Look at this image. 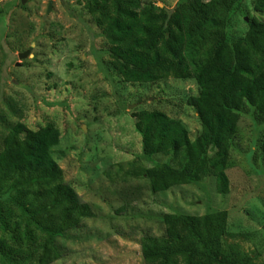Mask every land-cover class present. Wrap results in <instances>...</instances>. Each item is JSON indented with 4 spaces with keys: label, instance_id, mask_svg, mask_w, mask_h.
<instances>
[{
    "label": "trees",
    "instance_id": "trees-1",
    "mask_svg": "<svg viewBox=\"0 0 264 264\" xmlns=\"http://www.w3.org/2000/svg\"><path fill=\"white\" fill-rule=\"evenodd\" d=\"M77 3L105 42L109 68L121 82L192 80L198 88L186 101L200 124L194 141L180 121L158 111H133L142 157L165 161L144 169L138 158L126 177L145 180L152 193L161 190V177L174 187L213 178L217 194L225 196L240 112L247 105L264 117V0H178L172 10L143 0ZM61 138L52 124L30 130L16 123L0 139V264L62 262L58 240L100 219L63 180L52 156ZM260 144L264 162V135ZM139 194L128 188L119 212ZM119 212L109 211L106 220H117ZM228 218L226 211L163 214L156 218L162 235L144 234L138 257L143 264H256L258 253L228 243L235 237L227 233Z\"/></svg>",
    "mask_w": 264,
    "mask_h": 264
},
{
    "label": "rangeland",
    "instance_id": "rangeland-1",
    "mask_svg": "<svg viewBox=\"0 0 264 264\" xmlns=\"http://www.w3.org/2000/svg\"><path fill=\"white\" fill-rule=\"evenodd\" d=\"M143 1L168 10L178 2ZM0 9V139L16 123L30 130L47 123L57 127L62 138L52 156L63 180L100 217L58 240L64 259L54 264H143L140 238L162 235L156 218L175 211L192 216L228 212L227 233L235 236L228 243L258 253L256 264H264V117L247 105L240 112L227 160L225 196L217 194L213 178L174 187L161 177V190L152 193L145 180L125 175L132 173L130 164L138 158L144 169L165 161L142 157L132 113L161 112L180 121L194 141L200 124L186 101L198 94L195 83L121 82L109 68L105 42L77 0H0ZM23 53L27 57L19 60ZM128 188L135 194L140 189V194L119 212ZM111 210L120 213L117 220H106Z\"/></svg>",
    "mask_w": 264,
    "mask_h": 264
},
{
    "label": "water",
    "instance_id": "water-1",
    "mask_svg": "<svg viewBox=\"0 0 264 264\" xmlns=\"http://www.w3.org/2000/svg\"><path fill=\"white\" fill-rule=\"evenodd\" d=\"M21 2H22V1H21ZM27 55H28V53L19 54V55H18V59H19V60H22V59H24L25 57H27Z\"/></svg>",
    "mask_w": 264,
    "mask_h": 264
}]
</instances>
